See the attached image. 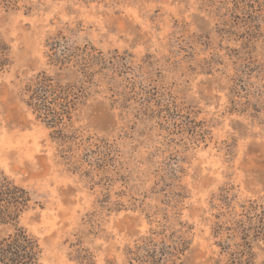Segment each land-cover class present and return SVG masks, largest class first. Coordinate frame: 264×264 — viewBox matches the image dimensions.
I'll list each match as a JSON object with an SVG mask.
<instances>
[{"label": "rangeland", "instance_id": "obj_1", "mask_svg": "<svg viewBox=\"0 0 264 264\" xmlns=\"http://www.w3.org/2000/svg\"><path fill=\"white\" fill-rule=\"evenodd\" d=\"M235 2L0 0V169L31 195L19 225L42 264H141L180 237L184 264H224L240 239L216 224L264 202V35L241 46ZM54 42L98 59L61 127L22 93L41 70L79 84L75 58L48 63ZM252 253L264 264V242Z\"/></svg>", "mask_w": 264, "mask_h": 264}, {"label": "trees", "instance_id": "obj_2", "mask_svg": "<svg viewBox=\"0 0 264 264\" xmlns=\"http://www.w3.org/2000/svg\"><path fill=\"white\" fill-rule=\"evenodd\" d=\"M234 4V9L241 16L230 26L242 27L236 35L243 48H250L255 40L264 35V0H236ZM51 46L53 49L48 63L58 65L61 69L75 58L79 84L62 83L57 76L41 70L28 80L22 93L26 96V105L38 119L49 126L61 127L64 119H70L76 103L86 95L85 84L91 83L93 73L90 70L93 61L88 60L97 58L87 51V47L77 48V52H74L65 50L63 46L62 53H58L61 45L54 42ZM10 64L9 47L0 37V71ZM30 203L31 195L28 190L0 169V224L12 227L11 232L0 237V264H42V248L38 239L19 225V219L30 207ZM242 215V218L231 222L230 226L216 224V236H221L223 230H228L227 238L236 236L240 239L233 245L228 242L218 244L220 255L224 256V264H253L252 243L255 240L264 242V202L252 201ZM187 248L188 244L181 237L172 243L162 240L158 244H146L143 248L146 254L138 260L141 264H184L181 254ZM221 261L222 259H217L214 264H221Z\"/></svg>", "mask_w": 264, "mask_h": 264}]
</instances>
